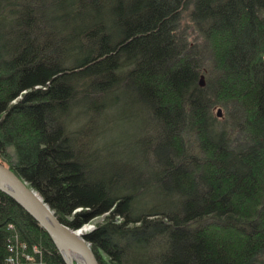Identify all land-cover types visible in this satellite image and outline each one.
I'll return each mask as SVG.
<instances>
[{
    "label": "trees",
    "instance_id": "trees-1",
    "mask_svg": "<svg viewBox=\"0 0 264 264\" xmlns=\"http://www.w3.org/2000/svg\"><path fill=\"white\" fill-rule=\"evenodd\" d=\"M0 162L99 264H264V0H0ZM0 264H65L2 191Z\"/></svg>",
    "mask_w": 264,
    "mask_h": 264
},
{
    "label": "water",
    "instance_id": "water-1",
    "mask_svg": "<svg viewBox=\"0 0 264 264\" xmlns=\"http://www.w3.org/2000/svg\"><path fill=\"white\" fill-rule=\"evenodd\" d=\"M0 191L7 194L42 227L61 254L65 264H99L81 228L65 225L40 193L0 162Z\"/></svg>",
    "mask_w": 264,
    "mask_h": 264
},
{
    "label": "rangeland",
    "instance_id": "rangeland-1",
    "mask_svg": "<svg viewBox=\"0 0 264 264\" xmlns=\"http://www.w3.org/2000/svg\"><path fill=\"white\" fill-rule=\"evenodd\" d=\"M202 77V76H201ZM204 83H205V80H204ZM215 111H217V115L219 116V117H222L223 116V113H222V111H221V109L220 108H215ZM128 128V126L127 125H125V127L123 128V129H127ZM3 163V162H2ZM4 164V163H3ZM26 182V181H25ZM26 184L29 186V187H31L27 182H26ZM101 220H102V218H96V219H94V220H92V221H90L89 223H87V225L85 224V226H89L90 227V230H88L87 232H86V234H88V233H90L91 231H93L96 227H97V225H98V223H100L101 222ZM85 226H83L82 228H81V230H83V228L85 227ZM87 241V240H86ZM87 243L90 245V243L87 241ZM95 255V254H94ZM106 257V256H105Z\"/></svg>",
    "mask_w": 264,
    "mask_h": 264
},
{
    "label": "bare ground",
    "instance_id": "bare-ground-1",
    "mask_svg": "<svg viewBox=\"0 0 264 264\" xmlns=\"http://www.w3.org/2000/svg\"><path fill=\"white\" fill-rule=\"evenodd\" d=\"M200 85H204V77L202 76L201 79H200ZM88 230H90V227L89 226H85L83 228V230H80L77 234H85ZM9 261L12 262L13 261V258L10 257L9 258Z\"/></svg>",
    "mask_w": 264,
    "mask_h": 264
}]
</instances>
